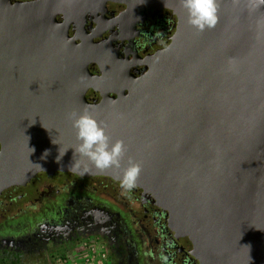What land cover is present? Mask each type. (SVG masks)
Listing matches in <instances>:
<instances>
[{"label": "water", "instance_id": "95a60500", "mask_svg": "<svg viewBox=\"0 0 264 264\" xmlns=\"http://www.w3.org/2000/svg\"><path fill=\"white\" fill-rule=\"evenodd\" d=\"M59 1L0 0V192L86 160L71 148L55 157L77 143L66 112L87 108L124 140L123 163H140L136 188L168 211L183 249L205 264H264V11L217 0L216 25L199 31L166 0L180 19L168 46L127 94L91 102L97 80L76 49L36 34ZM88 164L85 175L122 172Z\"/></svg>", "mask_w": 264, "mask_h": 264}, {"label": "flooded vegetation", "instance_id": "af4514ba", "mask_svg": "<svg viewBox=\"0 0 264 264\" xmlns=\"http://www.w3.org/2000/svg\"><path fill=\"white\" fill-rule=\"evenodd\" d=\"M165 2L60 0L54 16L40 18L36 34L48 29L76 49L82 71L97 80L86 98L99 102L127 94L172 40L180 19ZM83 242L97 243L105 264H205L182 248L168 211L151 193L124 190L111 176L40 171L0 192V264L58 262Z\"/></svg>", "mask_w": 264, "mask_h": 264}, {"label": "clouds", "instance_id": "9594fccd", "mask_svg": "<svg viewBox=\"0 0 264 264\" xmlns=\"http://www.w3.org/2000/svg\"><path fill=\"white\" fill-rule=\"evenodd\" d=\"M264 4V0H259ZM183 8L187 12V23L199 31L212 28L218 21L217 0H181ZM66 119L70 121L75 132L77 143L63 151L58 148L55 159L59 162L69 148L73 149V155L85 157L86 160L73 159L68 165L70 170L78 171L79 175H85L91 171L88 162L95 168L103 170L108 168L122 169L118 177L122 189L131 191L137 184V177L141 171L140 163L131 156L127 157L124 164L127 146L123 139L113 140L109 135L106 121H98L87 108L82 111L70 109L66 112ZM59 144L58 142H53ZM50 150H45V156Z\"/></svg>", "mask_w": 264, "mask_h": 264}, {"label": "built area", "instance_id": "2783aa9c", "mask_svg": "<svg viewBox=\"0 0 264 264\" xmlns=\"http://www.w3.org/2000/svg\"><path fill=\"white\" fill-rule=\"evenodd\" d=\"M58 262L59 264H105L106 256L97 243L83 242L79 250Z\"/></svg>", "mask_w": 264, "mask_h": 264}, {"label": "rangeland", "instance_id": "374dc122", "mask_svg": "<svg viewBox=\"0 0 264 264\" xmlns=\"http://www.w3.org/2000/svg\"><path fill=\"white\" fill-rule=\"evenodd\" d=\"M70 253V252H69ZM72 254V253H71ZM70 254V256H71ZM25 264H59V262H55V259L52 257H41L40 261H35V260H27V262Z\"/></svg>", "mask_w": 264, "mask_h": 264}, {"label": "trees", "instance_id": "16d2710c", "mask_svg": "<svg viewBox=\"0 0 264 264\" xmlns=\"http://www.w3.org/2000/svg\"><path fill=\"white\" fill-rule=\"evenodd\" d=\"M4 263H5V264H18L17 262H14V261H8V262L5 261Z\"/></svg>", "mask_w": 264, "mask_h": 264}]
</instances>
